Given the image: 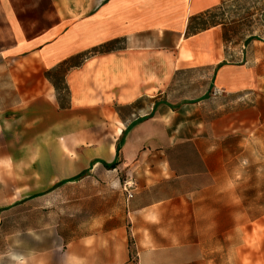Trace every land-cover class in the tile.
<instances>
[{
  "label": "crops",
  "instance_id": "crops-1",
  "mask_svg": "<svg viewBox=\"0 0 264 264\" xmlns=\"http://www.w3.org/2000/svg\"><path fill=\"white\" fill-rule=\"evenodd\" d=\"M224 3L0 0V264H264L227 149L264 126V36L226 48ZM197 69L212 93L169 102Z\"/></svg>",
  "mask_w": 264,
  "mask_h": 264
},
{
  "label": "rangeland",
  "instance_id": "rangeland-1",
  "mask_svg": "<svg viewBox=\"0 0 264 264\" xmlns=\"http://www.w3.org/2000/svg\"><path fill=\"white\" fill-rule=\"evenodd\" d=\"M254 2L255 0H225V3L222 4L223 7H219V14L215 15L217 17L215 22L226 24L224 27L226 48L230 41L232 45L242 46L264 36L259 27L258 18L255 16ZM140 40L145 47H151L150 43L153 45L156 41L154 36L149 34L137 39L136 43ZM136 48L140 47L136 46ZM210 79L211 75L206 69L184 71L177 74L166 90L168 101L172 104H181L208 97L212 93ZM228 145L227 149L231 151L228 165L234 169V179L236 182H246L248 214L264 211V126L248 137L247 142L231 141ZM61 197L62 195H60ZM254 202H261L262 208L255 207ZM62 209L61 205L40 209V226L47 225L48 214L51 216L52 224L50 225H53V221H56L53 215L58 214L62 217ZM71 210L73 216L75 215V218L71 219V225L77 227L79 225L76 213L78 207H72Z\"/></svg>",
  "mask_w": 264,
  "mask_h": 264
},
{
  "label": "built area",
  "instance_id": "built-area-1",
  "mask_svg": "<svg viewBox=\"0 0 264 264\" xmlns=\"http://www.w3.org/2000/svg\"><path fill=\"white\" fill-rule=\"evenodd\" d=\"M214 95H218L219 92L215 91L213 93ZM133 188V184L131 182H124L122 189L127 194L128 197H131L132 195L129 193V190Z\"/></svg>",
  "mask_w": 264,
  "mask_h": 264
},
{
  "label": "trees",
  "instance_id": "trees-1",
  "mask_svg": "<svg viewBox=\"0 0 264 264\" xmlns=\"http://www.w3.org/2000/svg\"><path fill=\"white\" fill-rule=\"evenodd\" d=\"M119 149H120V147H119V145H118V147H117V149H116L117 153L119 152ZM113 165H115V163H114Z\"/></svg>",
  "mask_w": 264,
  "mask_h": 264
}]
</instances>
